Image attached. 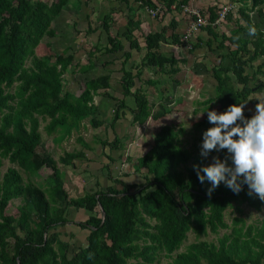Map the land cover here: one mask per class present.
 I'll return each instance as SVG.
<instances>
[{
  "label": "trees",
  "instance_id": "16d2710c",
  "mask_svg": "<svg viewBox=\"0 0 264 264\" xmlns=\"http://www.w3.org/2000/svg\"><path fill=\"white\" fill-rule=\"evenodd\" d=\"M161 1L157 0L156 6L153 0H135L149 13L160 5L172 13L173 10L182 13L189 8L191 0ZM70 3L79 7L82 1L54 0L46 4L40 0H0V264H159L161 259L169 260L168 264H264V221L249 224L242 217L244 205L262 212L264 201L255 195L249 196L247 185L235 194L221 183L209 196L211 183L205 180L202 184L193 165L204 167L211 163L183 146L181 138L185 129L164 126L158 132L151 150L138 159L136 171L145 169L146 172L138 173L137 181L128 183L129 174L111 176L112 165L122 159L127 163L133 161L125 154L130 135L123 127L127 123L144 125L150 118L158 121L170 112L167 105L170 106L172 92L160 90L161 80L149 79L147 84L138 87L136 80H141L147 67L163 78H173L182 71L181 66L189 63L188 59H178L172 52L162 51L165 43L185 44L178 34H173L171 43L165 41V29L147 34L142 48L131 29L122 37L113 35L111 23L105 18L102 30L108 34L106 52L113 55L124 50L127 41L131 47V51H125L119 70L123 98L106 93L117 102L107 126L113 136H97L92 142L94 146L81 139L86 150L94 152L97 158L88 157L87 151L66 153L61 158L65 166H75L76 161L85 157L96 163L81 162L78 169L95 177L99 189L72 198L65 185L64 172L45 149L42 122H48L44 127L48 136L62 132L60 140L70 136L73 130L79 131L81 125L84 127L85 119H90L89 123L98 129L104 121L98 119L95 95H102L99 91L113 87L110 75L90 78L82 94L76 96L65 91L64 79L75 60L74 54L67 56L68 48L61 53L53 52L50 41L47 52L38 55L45 38L59 39V32L52 24ZM173 4L176 9H172ZM251 4V8L245 4L239 10L246 25L236 19L237 28L229 36L217 31L219 25L213 26L219 17L218 9L200 10L210 21L202 29L210 36L209 50L213 49L214 41L218 42L219 50L226 49L227 43L229 46L218 64L211 67L212 64L206 63L203 67L216 85L213 94L201 103L202 112L208 109L222 113L230 105L246 103L245 118L254 116L246 107L255 102L252 95L264 89V82L251 86L259 76H264V26L254 24L250 13L258 9V14L264 16V0H251ZM232 18L230 14L226 20L230 22ZM79 19L86 27L77 28L78 35L99 30L91 28L89 18L83 14ZM250 29H255L254 35ZM202 42L197 37L189 52L194 53ZM143 49L146 53L141 56L140 64L132 61L131 68H127ZM96 51H90V56ZM94 68L95 63H90L82 66L80 72L89 73ZM197 70L194 69L195 74L199 73ZM148 86L156 89L157 103L148 99ZM156 104L159 107L154 111ZM205 114L206 131L214 125ZM218 153L222 159L227 156V150ZM4 161L13 165L5 173ZM44 168L52 171L48 178L50 186L45 189L32 182ZM106 174L109 184L103 181ZM18 199L23 204L13 211V201ZM79 209L87 212L88 217L74 223L71 213ZM229 209L239 215L231 224L226 221ZM69 224H75L78 235L79 230L88 231L81 233L85 235V244L71 255L70 243L62 241L59 232ZM190 232L196 241L179 252ZM77 233L70 237L74 239ZM209 236L216 238L202 239Z\"/></svg>",
  "mask_w": 264,
  "mask_h": 264
},
{
  "label": "rangeland",
  "instance_id": "374dc122",
  "mask_svg": "<svg viewBox=\"0 0 264 264\" xmlns=\"http://www.w3.org/2000/svg\"><path fill=\"white\" fill-rule=\"evenodd\" d=\"M46 4H52L54 0H40ZM73 1V0H72ZM82 1V4L79 7H73V4L65 6L61 12V14L57 17V19L53 22L52 27L55 28L59 32V39H48L42 41L39 46L37 53L38 55L47 52V43L52 41L51 43L54 46L53 52L61 53L66 48H68L67 56L73 55L75 57L74 62L69 66L67 73L64 76L66 86L65 91L69 93H73L76 96H80L85 88V83L90 78H97L104 75L111 76V85L113 87L112 90H103L99 91L102 93H98L95 95V103L99 108L98 119L104 121V125L98 129H94L92 124H90V119H85L83 124L86 128H83L82 125L79 131L73 130L70 136H67L63 140H60L62 136V132H55L53 135L48 136L44 130V127L48 122H42L41 132L43 136V141L45 144V149L51 154L52 158L57 161L58 167L64 172V181L66 187L70 190V194L72 198H78L84 195L85 192L98 190L99 187L96 185L97 180L95 177L91 176L86 172L78 169L81 166V162H93L89 158L85 157L84 159H79L80 161H76L75 166H65L61 162V158L65 157L66 153H79L81 151H87V155L95 156V153L91 150H86V147L83 146L82 141L85 144L94 146L92 143L97 136L102 138H107L113 133L109 131L107 127L109 124V120L111 118L110 113L117 108V102L114 101L111 97H109V93L112 97H122V88L120 86L122 80V75L119 70L122 67V61L125 59V51H131L130 44L128 41L125 43V49L121 50L113 55L111 53L106 52V47L108 46V34L104 32L103 22L105 18H107V23H111V33L115 36H123L127 34L128 29H131L133 37L139 42L142 48L145 47V37L151 31H162L166 30V40L169 43L172 42L173 34H178L181 38H183V42L185 43L183 46L173 45L169 46L168 44H163L162 51L164 52H172L173 55L178 59H188L187 64L185 66H181L182 71L172 77L164 76V78L168 79L166 82L162 77L163 75L157 74L154 70L149 69L148 67L144 69L143 76L140 79H137V86L143 84H147L146 82L149 79L161 80L162 84L160 85V90L170 94L172 92V98H170V106L167 105L168 114L161 118L158 121L150 118L144 125L140 126H128L123 127V129H127L129 131L130 138L127 142V150L128 146L133 141L140 140L143 142V148L137 149L139 153H136L133 149L130 152L125 153L127 155H131L130 157L133 161H136L138 154L141 155L142 152L151 148V143L154 142L156 135L164 126H171L178 129H185L186 133L182 135L183 146L191 151V153L195 156L200 155L201 144H202V135L206 129L205 117L206 114L202 115V109L204 106L203 103L209 95L213 94L215 82L213 77L209 76L208 73L203 70L204 65L206 63L216 65L220 61V56L225 55L227 51H229L228 43L227 48L224 50L217 49L218 42L214 41L212 43L213 49L210 51L207 45V41H203L200 48H197L194 53H190L189 49L193 46V42L197 41V34H193V38H189L187 41L185 36L190 33L189 27L191 25L192 20L182 13H172L167 11L166 7L161 6V12L159 16H163L162 18L157 19L150 15L147 8H141L140 4L136 3L135 0H79ZM156 3V6L159 5L157 0H153ZM162 2L161 0H159ZM206 1V3L204 2ZM224 3V4H223ZM247 5V7L251 8V0H198L196 6H192L190 4L189 9H196L202 11H207L206 8L203 7H219L225 5V8L231 10L230 14H233V18L229 21L225 19V21H219V29L217 31L219 33H224L226 35H230L231 30L237 28L236 19H240V22L245 26L246 22L240 16L239 10L243 5ZM198 5V6H197ZM176 5H173L172 8H175ZM262 8V7H261ZM264 9V6H263ZM258 9L254 12H251V19L254 24H259L264 26V16L259 15ZM83 14L85 17L89 18V23L91 24V28L99 29L96 33L92 34L91 31H88L90 35L83 33L82 35H78L77 28L81 26H85L83 21H80L79 16ZM77 23V24H76ZM173 24H175L173 26ZM217 25V26H218ZM191 34V33H190ZM247 34H244V36ZM210 37V36H209ZM208 37V38H209ZM171 38V39H170ZM212 39V37H211ZM213 40V39H212ZM97 47H99L97 49ZM97 50V51H96ZM90 51H96L92 56H90ZM146 51H143L139 54H136L134 57V61L137 62V65L140 64L141 56L145 55ZM115 62L111 63L109 66L105 64L108 61ZM131 60L126 67L131 68L132 65ZM90 63H95V68L91 70L89 73H81L80 69L84 65H89ZM29 65V63H28ZM198 66H200L198 68ZM194 69H198L199 73L195 74ZM197 70V71H198ZM254 72V70H251ZM174 81V82H173ZM178 81V84H177ZM264 82V76L261 75L255 81L251 83V86H255L257 83ZM173 90H171V89ZM148 99L151 103H157L159 100L158 93L154 87L148 86ZM135 90V89H134ZM257 90V89H256ZM253 100L255 102L253 104L247 105L246 109L253 115H255L256 105L259 103L257 98H264V89L260 90L257 94L252 95ZM130 106H134L133 103H130ZM157 110L159 107L156 104ZM196 110H199L198 113H195ZM202 115V116H200ZM49 121V120H48ZM124 121V120H123ZM122 125V124H120ZM125 125V124H123ZM198 125V126H197ZM119 126V125H118ZM122 128V127H118ZM113 136V135H112ZM112 139V138H111ZM130 147V146H129ZM216 151H212L209 156L206 158L208 163H212V158L214 156H218L221 160H223L219 153H215ZM99 156V155H97ZM95 158H97L95 156ZM99 159V157H98ZM126 162V161H125ZM229 162H231L229 160ZM126 170L129 164L126 162ZM8 161H4V167L2 168L3 173L7 171L9 167H12ZM16 167V166H14ZM84 167V165H83ZM19 169V168H18ZM22 172V171H21ZM116 172V171H115ZM24 178L26 179V174L22 173ZM52 174L51 169L44 168L40 172L39 177H35L32 182L42 186L44 189L50 186V182L48 178ZM22 200H14L12 206V210L15 211L17 207L21 206ZM244 213L243 218L247 220L249 224L252 222L260 224L264 221V208L262 212H257L254 209L243 206ZM11 210V211H12ZM73 213V212H72ZM239 217L234 210L229 209L226 215V221L231 224L232 220L235 217ZM82 217L85 219L88 217V213L85 212ZM75 224H71L66 228L63 227L59 229L61 234V240L64 242L70 243V255L74 250H77L79 247L85 244V235L88 231H80L78 235ZM77 233L74 236V239L70 237V234ZM224 233V231H223ZM215 236H209L206 238H202L208 241L215 240ZM195 235L190 232L188 234V239L182 246L179 252H182L186 249L188 245L195 242ZM169 260L161 259L159 264H168Z\"/></svg>",
  "mask_w": 264,
  "mask_h": 264
},
{
  "label": "clouds",
  "instance_id": "9594fccd",
  "mask_svg": "<svg viewBox=\"0 0 264 264\" xmlns=\"http://www.w3.org/2000/svg\"><path fill=\"white\" fill-rule=\"evenodd\" d=\"M250 34L254 35L255 29H250ZM257 100L251 119L243 114L246 103L230 105L222 113L208 109L202 113L207 112L208 122L214 126L203 132L201 157L207 158L212 151L227 150L223 160L214 156L208 166L193 165L199 181L211 183L209 196L221 183L235 194L247 185L249 196L264 201V98Z\"/></svg>",
  "mask_w": 264,
  "mask_h": 264
},
{
  "label": "crops",
  "instance_id": "0c3cea01",
  "mask_svg": "<svg viewBox=\"0 0 264 264\" xmlns=\"http://www.w3.org/2000/svg\"><path fill=\"white\" fill-rule=\"evenodd\" d=\"M178 1H180V0H178ZM205 3H206V1H204ZM198 3V0H191L190 2H189V5L191 4L193 7L194 6H196V4ZM224 4V3H223ZM173 5H176V4H173ZM173 5H172V7H173ZM161 6V5H160ZM198 6V5H197ZM223 7H225V5H222V6H219V7H217L216 9H218V12L220 11V9H222ZM203 8H206V9H208L209 7H203ZM172 9H176V7L175 8H172ZM202 8H200V10H201ZM182 12V11H181ZM173 13H177V11H174L173 10ZM216 13H217V11H216ZM258 13V12H257ZM250 16H251V14H250ZM262 26V25H261ZM262 28H263V26H262ZM197 34V37H198V39H202V41H207V43H208V41H209V38H208V36H207V33L205 32V31H203V30H201V31H199V32H197L196 33ZM181 40L183 41V38H181ZM203 43V42H202ZM195 52V51H194ZM135 57V56H134ZM114 61V60H113ZM113 61H108V62H106L105 64H107V66H109L111 63H113ZM133 61H134V58H133ZM120 97V96H119ZM118 97V98H119ZM83 128H86L85 126L83 127ZM140 140L141 139H139L138 141L139 142H137V141H133V143H130V147L128 146V150H126V152L125 153H129L130 152V150L131 149H133L136 153H139L138 151H137V149L136 148H140V149H142V151L144 150V148H143V142H140ZM153 144H154V142L153 143H151V148L153 147ZM151 148H148V150H145L144 152H142V154L141 155H139L138 154V156H137V158L135 159L136 161H132V162H130V163H132V164H129L128 165V167H127V169L126 170H123V168H126V162H125V160H121V161H119V162H117L115 165H112V167H111V176H113V177H117V176H119L120 174H129V175H131L128 179H126V181L128 182V183H130V182H134V181H137L138 180V176H139V174L138 173H145L146 172V170L145 169H143V170H141L140 172H137L136 171V165L138 164V159L139 158H141V157H143V156H145L150 150H151ZM128 156V155H127ZM131 156V155H130ZM91 164H96V163H94V161L91 163ZM115 169H116V172H114L115 171ZM114 170V171H113ZM103 181L105 182V183H108V181H109V179H108V175L106 174L104 177H103ZM109 183H110V181H109ZM108 183V184H109ZM105 186V185H104ZM73 213H71V215H72V219H73V221H74V223H79V222H82V221H85V218L84 217H82V215L85 213V211L84 210H82V209H79V210H77V211H75V210H73L72 211ZM71 224H69L68 226H70Z\"/></svg>",
  "mask_w": 264,
  "mask_h": 264
},
{
  "label": "built area",
  "instance_id": "2783aa9c",
  "mask_svg": "<svg viewBox=\"0 0 264 264\" xmlns=\"http://www.w3.org/2000/svg\"><path fill=\"white\" fill-rule=\"evenodd\" d=\"M231 10L223 7L218 12L219 17L216 20V22L213 24V26H217L219 21L225 20ZM160 12H161V6L157 7L156 9L150 10V13L153 17H156ZM184 12L189 14L193 18L191 25L189 27V31L191 34L189 33L188 35L185 36V39L188 41L189 38H193L192 36L193 34H196L197 32L201 31L204 27L210 25V21H208L207 17H205L200 10L185 8Z\"/></svg>",
  "mask_w": 264,
  "mask_h": 264
},
{
  "label": "water",
  "instance_id": "95a60500",
  "mask_svg": "<svg viewBox=\"0 0 264 264\" xmlns=\"http://www.w3.org/2000/svg\"><path fill=\"white\" fill-rule=\"evenodd\" d=\"M104 214V213H103Z\"/></svg>",
  "mask_w": 264,
  "mask_h": 264
}]
</instances>
